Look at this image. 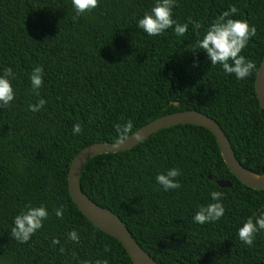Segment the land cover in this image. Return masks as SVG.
Masks as SVG:
<instances>
[{
    "label": "trees",
    "instance_id": "obj_1",
    "mask_svg": "<svg viewBox=\"0 0 264 264\" xmlns=\"http://www.w3.org/2000/svg\"><path fill=\"white\" fill-rule=\"evenodd\" d=\"M176 3L173 19L199 21V36L192 24L182 37L174 28L159 36L139 29L138 20L155 0H99L75 21L71 0H0V75L6 67L15 74V99L0 108V264H134L120 241L78 209L68 184L75 157L94 144L114 143L121 117L132 120L135 133L169 114L203 113L222 127L240 163L264 176V110L255 87L264 60V0ZM232 5L239 11L231 18L257 29L241 52L257 71L243 80L212 66L195 48ZM35 67L44 69L39 97L29 79ZM39 99L47 102L44 108L28 111ZM75 123L81 134H73ZM171 168L180 169L181 187L165 192L156 177ZM80 183L158 264H264V232L251 247L238 239L243 223L264 213V191L236 179L208 129L179 125L131 150L98 155L85 165ZM212 191L224 193V216L195 223L199 208L214 202ZM29 203L46 206L49 218L28 243H20L11 228ZM61 207L59 219L54 209ZM73 230L79 243L68 239Z\"/></svg>",
    "mask_w": 264,
    "mask_h": 264
},
{
    "label": "clouds",
    "instance_id": "obj_2",
    "mask_svg": "<svg viewBox=\"0 0 264 264\" xmlns=\"http://www.w3.org/2000/svg\"><path fill=\"white\" fill-rule=\"evenodd\" d=\"M75 15L73 20H78L85 13H90L99 6V0H71ZM178 7L176 0H155L154 6L146 11L143 18L138 20V28L143 30L148 36H159L168 29L174 28V35L177 37L184 36L188 31L189 24L193 25V31L199 36L197 31L202 27L199 21H193L190 17L187 23L180 24L173 19V8ZM235 5L230 6L228 11L223 12L215 19L200 36L195 48L206 53L207 59L212 66L220 65L227 75H234L236 79L243 80L257 71V65L250 59H246L241 52L246 48L249 40L257 35L255 26L249 25L246 20L233 19L238 12ZM198 66L197 63L193 65ZM43 67H35L30 74V83L32 92L39 97V89L43 86ZM11 78V79H10ZM15 79V74L11 67H6L3 74L0 75V108L8 107L15 99V93L11 80ZM47 102L39 99L36 104H29L28 111L33 113L39 112L44 108ZM121 123L114 125L116 139L114 146L118 147L127 140L134 138L137 141L141 139L140 135L132 133V120H124L121 117ZM83 131L81 124L73 125V134H81ZM181 175L178 168H171L156 177V182L162 186L165 192L179 189L181 184L177 178ZM213 203L201 206L193 217V221L200 225L219 221L225 213L223 204L220 202L224 198L221 191H212L210 193ZM57 218H63V207L54 209ZM49 218L47 207L41 204L33 206L26 204L18 215L14 218V226L11 228V236L20 243H28L31 237L43 227V222ZM264 232V213L258 217L249 218L238 229V239L248 247L253 246L257 233ZM68 239L79 243L80 237L73 230L68 233ZM52 244H59L58 239H53ZM64 251L63 248L60 249ZM105 251H110L105 248ZM81 264H92L91 261H84ZM95 264H109L107 259L96 260Z\"/></svg>",
    "mask_w": 264,
    "mask_h": 264
},
{
    "label": "water",
    "instance_id": "obj_3",
    "mask_svg": "<svg viewBox=\"0 0 264 264\" xmlns=\"http://www.w3.org/2000/svg\"><path fill=\"white\" fill-rule=\"evenodd\" d=\"M255 87L260 106L264 110V60L259 68ZM179 125H193L211 131L217 139L225 164L236 179L250 189L264 191V176L246 169L238 160L229 138L219 123L197 111L177 112L150 122L133 133L134 135L136 133L140 135L141 139L139 141L131 138L118 147H115L114 143L110 142L97 143L82 150L75 157L70 167L68 175L70 196L78 209L95 227L122 243L134 264L158 263L134 239L126 225L117 215L99 206L84 193L80 177L85 165L94 157L131 150L159 131ZM209 179L211 180L212 178L209 177ZM217 185L223 189L231 188V183L225 181H217Z\"/></svg>",
    "mask_w": 264,
    "mask_h": 264
}]
</instances>
